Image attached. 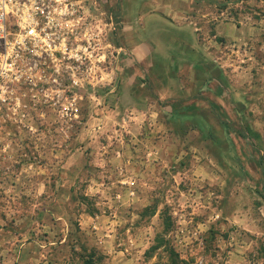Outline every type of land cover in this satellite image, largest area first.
<instances>
[{"label":"clouds","instance_id":"obj_1","mask_svg":"<svg viewBox=\"0 0 264 264\" xmlns=\"http://www.w3.org/2000/svg\"><path fill=\"white\" fill-rule=\"evenodd\" d=\"M0 264H264V0H0Z\"/></svg>","mask_w":264,"mask_h":264}]
</instances>
